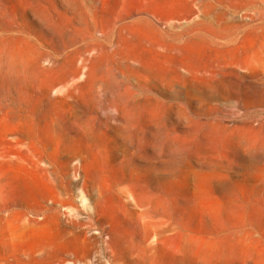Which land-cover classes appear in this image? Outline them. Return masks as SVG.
Returning a JSON list of instances; mask_svg holds the SVG:
<instances>
[{"label":"rangeland","instance_id":"obj_1","mask_svg":"<svg viewBox=\"0 0 264 264\" xmlns=\"http://www.w3.org/2000/svg\"><path fill=\"white\" fill-rule=\"evenodd\" d=\"M0 264H264V0H0Z\"/></svg>","mask_w":264,"mask_h":264}]
</instances>
